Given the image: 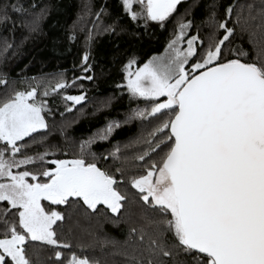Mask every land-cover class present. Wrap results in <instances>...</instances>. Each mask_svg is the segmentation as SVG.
<instances>
[{
	"label": "snow or ice",
	"instance_id": "snow-or-ice-1",
	"mask_svg": "<svg viewBox=\"0 0 264 264\" xmlns=\"http://www.w3.org/2000/svg\"><path fill=\"white\" fill-rule=\"evenodd\" d=\"M184 2L121 0L133 23L153 22L162 29L172 19L176 23L163 55L142 65L133 55L123 66L126 83L117 87L145 106L130 108L123 120H110L80 142L75 158L48 159L55 155L49 147L29 154L47 142V117L53 114L47 98L75 81L70 85L61 75L54 84L12 88L0 97V264H39L30 255V242L51 246L54 264H101L60 240L58 222L65 215L52 206L82 201L93 213L103 205L118 214L129 200L120 189L128 186L146 211L129 228L130 239H135L116 253L126 264H264V0L258 7L246 5V16L243 7L229 4L223 18L212 0L200 24L185 19L200 0L179 14ZM9 10L25 11L19 0L0 3V24L9 20ZM46 11L25 25L30 32L39 30ZM202 28L208 30L206 38L200 35ZM237 29L255 45V60L242 62L247 53L228 48ZM115 30V25L104 29ZM93 39L89 33L88 43ZM12 47L5 41L0 57ZM89 59L86 52L84 73L92 71ZM0 85L8 86L3 76ZM62 100L70 113L88 96L82 92ZM111 103V97L99 101L97 111ZM134 121L141 122L134 139L106 154L92 150ZM109 160V167L98 166Z\"/></svg>",
	"mask_w": 264,
	"mask_h": 264
},
{
	"label": "trees",
	"instance_id": "trees-1",
	"mask_svg": "<svg viewBox=\"0 0 264 264\" xmlns=\"http://www.w3.org/2000/svg\"><path fill=\"white\" fill-rule=\"evenodd\" d=\"M120 2L121 0H19L20 7L25 11L9 10V20L0 24V48L5 41L13 46L0 57V76L8 80L7 88L0 85V97L12 88L24 90L30 85L49 81L54 84L61 75L70 85L75 81L74 86L62 90L61 94L47 98L49 107L53 109V114L47 117L50 129L47 142L45 146H34L29 154L42 152L44 147H49L55 155L48 159L78 155L79 143L102 130L110 120H123L130 108L145 106L143 102L131 100L124 88L117 87L124 83L123 66L133 55L142 65L151 55L162 52L176 21L172 19L163 29L153 22H149L147 26L143 21L133 23L124 14ZM193 2L194 0H185L179 5V14H183ZM211 2L212 0H200L199 5L185 19H194L196 24H200L206 17L207 5ZM216 2L220 18H223L224 8L229 4H235L237 10L243 7L245 16L246 5L258 7L260 4V0ZM0 3L15 4L17 0H0ZM42 9L47 11L40 21L39 30L30 32L25 25ZM109 25L116 26L115 32L104 31ZM207 31L202 28V38H206ZM89 33L94 36L90 44ZM191 34H196L195 29ZM230 40L228 48H242L247 53L246 57H241L242 62L256 59V47L247 33L242 34L237 29ZM86 52L90 54V73L82 70V57ZM84 75H93L95 79H77ZM82 92H86L88 100L82 106L77 105L72 112H65L66 105L62 96L79 95ZM108 97L112 98L111 106L97 111L98 102ZM61 113L64 115L61 116ZM140 131L139 121L122 125L112 133L108 141L97 142L92 150L97 155L106 154L117 144L122 147L134 139ZM128 154L131 155L132 151ZM111 163V160L99 161L98 166L107 168ZM120 190L129 194V200L118 214H113L103 205L98 206L101 211L93 213L82 201L71 206L63 205L65 220L59 223L60 240L72 244V251L78 255L98 259L101 264H126L125 257L116 253L126 242L131 244L135 239H130L129 228L145 214L146 206L138 195H134L135 189L128 186L121 187ZM109 242H115V247ZM30 243V255L34 259L38 257L39 264H54V250L51 246L41 245L39 242ZM58 250L69 255L68 250ZM49 256L52 261L48 260Z\"/></svg>",
	"mask_w": 264,
	"mask_h": 264
},
{
	"label": "rangeland",
	"instance_id": "rangeland-1",
	"mask_svg": "<svg viewBox=\"0 0 264 264\" xmlns=\"http://www.w3.org/2000/svg\"><path fill=\"white\" fill-rule=\"evenodd\" d=\"M167 46V45H166ZM166 46H165V48H166ZM165 48L162 50V52H160V53H158V54H153V55H151L148 59H150L151 57H153V56H160V55H163L164 54V52H165ZM147 59V60H148ZM146 60V61H147ZM145 61V62H146ZM133 70H135V67L133 66ZM123 74H124V72H123ZM125 75V74H124ZM70 82H72V81H70ZM126 83V81H125V79H124V83L123 84H125ZM125 91H126V89H125ZM127 92V91H126ZM77 156V154H74V155H70V156H66L65 158H58V157H56V158H58V159H73V158H75ZM55 157L53 158V159H56ZM53 167H54V165H52ZM48 167H50V165H48ZM42 203L43 204H45V206H47L48 205V202L47 201H42ZM63 205H59V206H55V205H53L52 206V208H53V210H56V211H60V212H62V213H64V209L65 208H63L62 207ZM60 222H58V224H59Z\"/></svg>",
	"mask_w": 264,
	"mask_h": 264
}]
</instances>
